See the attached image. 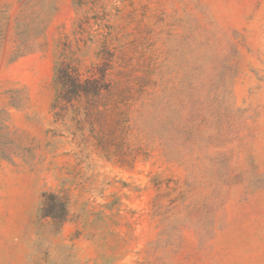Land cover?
I'll return each mask as SVG.
<instances>
[{"label": "rangeland", "instance_id": "1", "mask_svg": "<svg viewBox=\"0 0 264 264\" xmlns=\"http://www.w3.org/2000/svg\"><path fill=\"white\" fill-rule=\"evenodd\" d=\"M0 264H264V0H0Z\"/></svg>", "mask_w": 264, "mask_h": 264}, {"label": "trees", "instance_id": "2", "mask_svg": "<svg viewBox=\"0 0 264 264\" xmlns=\"http://www.w3.org/2000/svg\"><path fill=\"white\" fill-rule=\"evenodd\" d=\"M59 80L61 82V85L67 88L66 92H64L67 98H69V96L73 93L77 94L82 85V83L78 79V76L68 70L62 72L61 78Z\"/></svg>", "mask_w": 264, "mask_h": 264}]
</instances>
